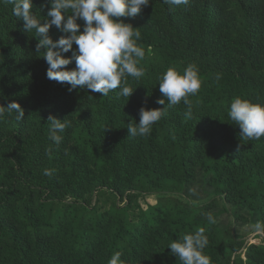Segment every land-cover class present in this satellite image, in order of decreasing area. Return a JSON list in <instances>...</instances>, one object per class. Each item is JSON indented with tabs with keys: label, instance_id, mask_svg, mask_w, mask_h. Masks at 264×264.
I'll return each instance as SVG.
<instances>
[{
	"label": "trees",
	"instance_id": "obj_1",
	"mask_svg": "<svg viewBox=\"0 0 264 264\" xmlns=\"http://www.w3.org/2000/svg\"><path fill=\"white\" fill-rule=\"evenodd\" d=\"M32 4L47 22L50 0ZM13 8L0 0V103H20L25 116L0 119V264H109L116 252L121 264H181L170 244L199 228L211 264H264V233L260 243L238 233L264 224V137L242 140L229 117L234 98L264 104V0H150L125 18L140 27L146 52L129 98L49 80L47 49L35 51V30ZM49 35L65 34L53 25ZM189 65L201 80L191 116L182 101L148 136H129L141 108L168 106L159 90L166 72ZM50 116L70 121L59 145ZM149 196L156 202L144 206Z\"/></svg>",
	"mask_w": 264,
	"mask_h": 264
},
{
	"label": "clouds",
	"instance_id": "obj_2",
	"mask_svg": "<svg viewBox=\"0 0 264 264\" xmlns=\"http://www.w3.org/2000/svg\"><path fill=\"white\" fill-rule=\"evenodd\" d=\"M165 2L180 6L189 0ZM4 3L14 5V15L23 19L25 31L35 30L39 39L35 51L39 53L47 49L43 51V58L49 65L47 78L71 85L70 91L80 87L107 96L111 91L121 89L119 95L129 98L134 93L129 86V76L136 80L145 76V70L138 67L146 55L143 47L137 44L141 39L140 27L125 23V18L139 15L150 0H50L51 10L47 13L49 19L45 23H41L32 13V0H4ZM78 20L84 21L83 31ZM53 25L65 34L56 41L49 35ZM74 44L77 50L72 57L66 58L63 53L72 50ZM73 59L76 67L69 70L68 65ZM200 88L199 70L195 65H189L183 74L170 68L159 84L161 94L169 101L168 106L151 110L141 108L139 123L133 121L128 125L129 136H148L152 126L168 114L167 109L182 101L188 108L187 115L191 116L192 103L189 97L197 94ZM158 103L163 105L165 100L160 99ZM6 112L9 115L18 113L17 120H23L25 116V109L18 102H12L7 107L0 103V119ZM229 117L239 126L242 140L264 137V104L234 98ZM48 121L51 125L50 139L59 145L62 136L57 133L70 127V121L55 116H50ZM47 151L50 155L52 148L49 147ZM43 174L51 177L53 171L45 169ZM190 193L198 196L199 187H193ZM191 203L196 206L199 201L193 200ZM206 218L209 223H216L211 213ZM251 228L255 233H264L262 223L258 222ZM208 244L205 229L199 228L194 234L184 235L181 240L172 242L170 248L181 264H211L210 258L203 254ZM109 264H121V253L116 252Z\"/></svg>",
	"mask_w": 264,
	"mask_h": 264
},
{
	"label": "rangeland",
	"instance_id": "obj_3",
	"mask_svg": "<svg viewBox=\"0 0 264 264\" xmlns=\"http://www.w3.org/2000/svg\"><path fill=\"white\" fill-rule=\"evenodd\" d=\"M144 206H147L148 204H154L156 202V198L154 196H149L148 198H144L141 200ZM254 225L253 223L248 224H241L238 226V233L243 234L247 237V240L252 242H261V238H255L256 235L261 233H255L251 226Z\"/></svg>",
	"mask_w": 264,
	"mask_h": 264
}]
</instances>
